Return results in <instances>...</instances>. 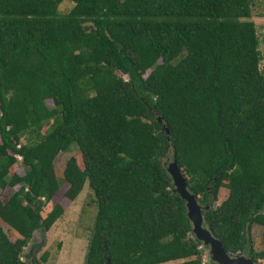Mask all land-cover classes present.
Here are the masks:
<instances>
[{"label": "trees", "instance_id": "obj_1", "mask_svg": "<svg viewBox=\"0 0 264 264\" xmlns=\"http://www.w3.org/2000/svg\"><path fill=\"white\" fill-rule=\"evenodd\" d=\"M71 2L60 15L57 0H0V220L19 235L0 226V264L46 261L24 249L63 214L41 216L72 145L65 197L87 184L97 206L85 264H208L160 164L168 152L201 204L227 191L203 218L224 250L243 252L256 224L262 248L247 251L264 260V76L249 0Z\"/></svg>", "mask_w": 264, "mask_h": 264}, {"label": "rangeland", "instance_id": "obj_2", "mask_svg": "<svg viewBox=\"0 0 264 264\" xmlns=\"http://www.w3.org/2000/svg\"><path fill=\"white\" fill-rule=\"evenodd\" d=\"M58 13L60 15L67 14L73 7L71 0H57ZM251 18L256 27V34L259 40L258 49L261 53V61L259 69L264 76V0H249ZM46 105L52 108V102L46 101ZM46 127L43 128V132ZM78 150L75 145H72L65 153H60L54 163V173L60 182V188L55 194L51 202L46 204L41 212L44 218L55 205H60L63 208V214L52 225L48 232L44 233L41 230L35 231L28 246L24 249V256H30V262L36 261L41 263V256L46 255V261L41 264H85V254L88 239L91 233L94 217L97 212V206L92 191L87 184L84 185L82 192L74 201H70L65 197L67 184L61 182L62 170L65 162L72 156L78 157ZM171 152H168L163 158H160V164L167 170L173 190L176 189V183L173 175L169 172L172 165ZM12 172L19 175L23 174V169L19 162L11 169ZM182 179L184 175L180 173ZM17 188V187H16ZM187 189V185H186ZM14 190V189H13ZM11 188H6L1 191L2 201L5 202L9 194L13 191ZM227 195L225 189H220L217 200L209 199L207 205L197 201L200 215L203 218L204 214L210 208H215ZM2 232L6 234L10 240H15L19 235L13 231L6 223L0 220ZM191 222V227H192ZM263 228L253 224L246 229V247L243 252L233 256L250 258L247 251L252 248L254 252L260 251L262 248ZM191 237L196 238L195 233L191 232ZM203 261L208 264H217L210 254V249L202 244ZM25 257L22 256L24 260ZM257 264H264V260H259Z\"/></svg>", "mask_w": 264, "mask_h": 264}, {"label": "water", "instance_id": "obj_3", "mask_svg": "<svg viewBox=\"0 0 264 264\" xmlns=\"http://www.w3.org/2000/svg\"><path fill=\"white\" fill-rule=\"evenodd\" d=\"M169 172L173 175L176 183V189L174 190L182 199L185 200L187 208L188 220L192 222V231L196 235V239L203 245H206L210 249V254L213 260L217 264H257L250 258H244L239 256H233L228 254L223 245L215 239L210 232L206 229V224L200 215L199 206L197 205V199L186 189V178L180 176V171L171 165ZM205 215V214H204Z\"/></svg>", "mask_w": 264, "mask_h": 264}, {"label": "built area", "instance_id": "obj_4", "mask_svg": "<svg viewBox=\"0 0 264 264\" xmlns=\"http://www.w3.org/2000/svg\"><path fill=\"white\" fill-rule=\"evenodd\" d=\"M19 159V158H18Z\"/></svg>", "mask_w": 264, "mask_h": 264}]
</instances>
